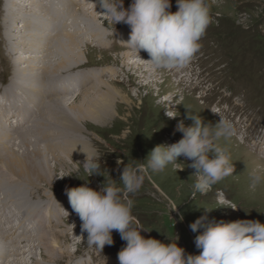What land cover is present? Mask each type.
<instances>
[{
    "label": "rangeland",
    "instance_id": "rangeland-1",
    "mask_svg": "<svg viewBox=\"0 0 264 264\" xmlns=\"http://www.w3.org/2000/svg\"><path fill=\"white\" fill-rule=\"evenodd\" d=\"M13 1L0 0V94L3 92V85L10 82L14 72L12 55L9 52L11 42L4 37L6 26L4 15L9 12L7 4ZM81 2L82 0L70 1V11L74 7L77 12L74 33L76 40L82 43L80 56L75 57L70 54L66 59V62L72 63V70L75 69L70 73H73L75 80L79 76L78 72H85L89 66L95 67L96 72L106 66L109 68H105L108 75L101 76L103 82L97 84L98 86L94 87L90 84L86 90L76 89L77 91L65 96L73 99L70 110L76 115L78 130L73 132L64 128L67 136L64 139L59 138L55 141L47 137L46 140L49 141H46L37 135L39 129L43 130L41 127L45 121L43 116L56 117L61 109L59 106L49 105L44 109L47 97H43L41 100L43 104L40 105L33 104L28 99H23L22 103H19L22 121L28 117L30 128L26 125L24 128L28 132L19 133L16 130H24L23 125L16 126L15 123L13 142L26 152L29 148L32 152L37 151L35 144L40 145V149L45 150L44 171L50 172L52 176L50 183L48 178L47 182H43L33 177L38 184H41L39 186L31 184L27 194H23L22 197L28 196L30 203V210L26 212L32 213L31 205H33L34 210L37 207L41 217L44 218L43 214H47L49 210V204L45 200L47 196H51L54 202H58L59 198L64 202L57 207L62 208L65 215V211L67 213L71 210L65 194L66 187H79L87 183L90 188L100 191L104 183H113L122 189L123 185L119 177L123 168L146 166L149 153L157 145L171 146L178 142L183 134L175 129L180 122L186 127L191 126L192 120L187 118L190 112L199 115L203 123L209 127H214L220 117L233 123L236 136L227 140L221 138L215 141V146L226 151L234 171L213 185L206 193L197 192L195 198H192V185L196 177L193 175L195 170L187 166L191 163L187 158L178 157L175 165L169 164L160 173L146 169L142 187L136 193L127 195L121 193L122 199L133 201L131 209L134 217L133 226L138 230L141 229V235L146 239L154 238L165 244L177 243V246L185 250L187 256L199 255L202 251L196 248L194 241L203 229L193 232L190 228V224L201 216L206 215L209 221L216 223L259 221L264 224V180L255 189L250 186L251 174L254 170H259V174L264 177V0H207L210 7V24L199 41V50L191 61L182 68L157 70L156 73L151 68L150 74L144 68L138 69L137 66L131 65L132 62L123 61L124 53L131 51L119 47L117 37L113 33L129 25L121 22L114 26L111 22L99 20L95 11L100 12L101 9L95 4L96 0H90L92 5L87 8ZM131 2L132 0H123L124 8H128ZM171 5L170 11L176 12L178 10L176 0H171ZM46 7L49 8L48 2L44 0L40 5L41 15L44 10H48L45 9ZM44 14L47 18L51 17L47 12ZM67 30L68 28L64 37L67 36ZM99 30L107 34L103 42L108 45L107 47L96 46L97 37L103 36L101 32L97 33ZM126 30H131L130 26ZM19 31L23 35L26 33L24 29ZM68 33L71 31L69 30ZM51 40L52 37L49 38L50 42ZM52 48H44L46 52L40 55L18 51L19 56L25 57L26 62L23 60L25 66H30L32 59H37L38 64L32 75L40 76V81L41 78L50 80L49 74L43 77L42 73L44 74L48 66L54 68L57 64V57L49 58L55 51ZM139 54V59L145 61L150 59L143 50ZM43 57L44 59L41 60ZM68 66L60 69L65 70ZM77 66L83 69L80 70ZM111 70L112 72L109 73ZM57 77L59 79L62 76L58 73ZM95 80L97 83L101 81L96 78ZM86 91L89 92L88 95H85ZM3 97L0 95V98L4 99ZM1 108L0 117L8 113L7 108L3 110ZM25 109L28 111L27 114ZM106 111L107 113H104ZM165 111L175 117H168ZM97 115L102 118H97ZM9 125L12 127L10 122ZM44 126L45 129L49 127L47 130L56 132L53 129L58 125L47 126L44 123ZM23 137H27L32 146L28 148L23 145ZM79 143H83L85 148L91 146L101 157V175L93 174L88 177L82 166L85 154L80 151L82 146L77 145ZM10 148L9 144L8 149ZM214 156L215 153L210 151L209 158ZM0 190L4 192L3 189ZM1 191L0 196L3 194ZM20 197L13 192V199ZM51 197L49 200H52ZM221 201L224 203L222 204ZM14 203H8L7 209L13 214L7 213L21 219V212L18 211L20 204L18 200ZM54 208L51 214L57 215L60 209L55 211ZM71 216L72 221L71 218L62 216L64 222L54 225L53 228L52 225L50 228L47 224L48 232L53 233L54 230L57 234L55 237L51 235L52 238L61 239L64 234L65 239H68L69 232L73 231L70 227L73 229L81 225L77 214H70L69 217ZM14 223L12 226L15 225ZM65 227H69L66 232ZM39 230V227L30 228V234L24 232V235L27 234L33 241L41 236ZM24 235L17 237L19 241L23 240ZM77 235L71 243H67L70 244L68 245L70 253L63 254L61 261L53 264H119L117 254L126 242L121 240L116 230L112 231L113 245H105L102 252L87 245V233H82L81 227ZM32 241L27 244L29 248L27 247L24 254L22 251L19 258L11 254L6 264L14 259H17L18 264H36L37 261L46 264L47 261L43 262L41 257L42 250L37 248L41 245L39 239L34 245ZM0 243L9 246L1 236ZM18 244L14 243L10 248L14 250Z\"/></svg>",
    "mask_w": 264,
    "mask_h": 264
},
{
    "label": "clouds",
    "instance_id": "clouds-1",
    "mask_svg": "<svg viewBox=\"0 0 264 264\" xmlns=\"http://www.w3.org/2000/svg\"><path fill=\"white\" fill-rule=\"evenodd\" d=\"M96 4L101 9L95 11L99 20L114 26L121 22L130 26V38L124 44L138 58L141 50L147 52L150 59L146 61L154 70L186 66L199 50V41L210 24L207 0H176L178 10L174 13L170 11L171 0H132L128 8H124L123 0H96ZM165 114L175 117L168 111ZM187 118L192 120L191 126L180 122L175 129L183 134L178 142L157 145L149 153L146 166L123 168L119 177L122 189L113 183H104L100 191L87 183L65 188L69 204L81 221V232L87 233V245L102 252L105 245H113L112 231L116 230L126 242L117 254L119 264H264V224L259 221L216 223L201 216L190 228L193 232L203 229L194 241L202 251L187 256L177 243L146 239L141 229L133 226V201L122 199L121 193H136L142 187L146 169L160 173L169 164L175 165L178 157L187 158L191 161L187 166L195 170L196 177L192 198L233 173L234 166L226 151L215 146L221 138L236 136L233 123L220 117L214 127H209L197 114L188 112ZM77 145L82 146L80 151L85 154L82 166L88 177L101 175V157L96 150L91 146L85 148L83 143ZM210 151L215 153L214 158H209ZM262 180L259 170H254L250 186L255 189Z\"/></svg>",
    "mask_w": 264,
    "mask_h": 264
},
{
    "label": "bare ground",
    "instance_id": "bare-ground-1",
    "mask_svg": "<svg viewBox=\"0 0 264 264\" xmlns=\"http://www.w3.org/2000/svg\"><path fill=\"white\" fill-rule=\"evenodd\" d=\"M36 1H38V3ZM43 1L44 0H26V1L25 0H14L9 5L7 4V9L9 8L8 9L9 12L8 13L6 12L4 15L5 23L4 22L3 23L6 25L4 29V37L7 41L11 42V46L9 47L10 48L9 52L12 55L11 62L13 61L14 72L10 79V82L3 85L2 87L3 92H1L0 94L4 96L3 97L4 99L0 98V107H2L1 108L2 110L7 108L6 112H8L7 114L3 112L4 115L0 117V164H2L1 165L2 168L0 170V189H3L4 191L2 192L0 190L3 193L0 196V236L2 237L3 241L6 244H9V246L8 245L5 246L0 243V264H6V260L11 254L19 258V256L22 254V251H23V254L25 253V250L28 247L27 244L32 241L31 238L28 237L27 234L24 235V238L22 241L21 240L19 241V238H17L18 236L15 237L17 231L18 232L23 231L25 233L30 234L29 232L30 228L34 229L35 227L37 228L39 227L41 236L33 240L32 243L34 245V242H38V239H39L41 245L37 246V248L39 247L42 250L41 257H42L43 262L47 261L50 264H53L57 261L60 262L61 259L63 258V254L70 253V251L68 250L69 248L68 245L70 244H67V243H71L75 239V237L78 236L77 234L79 233V229H80V226H78L77 228L74 227L73 229L72 227H70L71 230L73 231L69 232L68 239H65L64 234L62 235L61 239H54L52 237H55V235H57L55 234V231L52 230L53 233L48 232L47 224H48V227L51 228V225H52V228H53L54 225H59L64 222V220L62 219V216H67V219L71 218V221H72V216L69 217V215L76 214L72 210V208H70L71 210L69 211L67 210L68 211L67 213L65 211V215H64V211L62 210V208H58L60 207L61 204H64L61 198H59L58 202H54L53 197L51 196H47V198L45 197L46 198L45 201L49 204V207H48L49 210L47 214L46 213L43 214L44 218L41 217V213L38 211L39 209L37 207H36V210H34L35 206L33 205H31V207H33L32 213L29 214L26 212L30 210V207H29L30 203L28 200V196L22 197L23 194H27L28 192L27 190L29 189L28 187L31 184H33V186L34 185L39 186L41 184L40 182H39L40 184H38V182L35 179H33V177L39 180H42L43 182H47V180L49 179L48 180L49 182L52 176L50 175V172L47 173L44 171L46 169V166H45L46 163L44 160L46 157L44 158V155H43V152L45 150L44 151L41 150L40 145L36 143L35 146L38 150L32 152L31 149L29 148L30 146H32V144L30 143L27 137H23L22 144L29 148V150L26 152L25 150L20 148V146H18L16 143L13 142L14 141L13 130H15L13 129L14 128L13 125L15 123H16V126H20L22 124L23 125L22 128H24L26 125H28L27 127L30 128V120L28 119V117H25L26 120L22 121L23 116L20 114L22 110H19V107H20L19 103L23 99H28L31 103L33 104L39 103L40 105V103L43 104V102L41 101L43 100V97H47L45 98L46 105L44 109L48 108L46 106H49V105L50 106L53 105V107L54 106L56 107V105L57 107L59 106V108L61 109L59 110V113L57 114V116L55 115L56 117H52V115L50 117L43 116V120H45L44 123H46L47 126H56V125L59 126V127L56 126L55 129H53V131L56 130V132L55 131L52 132V130H47L49 127L45 129L46 126H44V123H43V126H41L43 130L39 129L40 131L37 133V135L39 137L40 136L43 137V139L45 140L47 137H49L51 140L54 139L55 141H57V139L59 138L64 139L66 136V131L64 130V128L65 129L68 128L69 131H73V132L75 130H78L77 121H75L76 115L73 114L72 111L70 110L73 104L72 102L73 99L66 98L65 96H69V94L77 91L76 89H80L82 91L83 89L86 90L90 84L94 85L95 87L97 84L102 83L103 81H102L101 76L103 74H107V70H105V68L109 69L108 67L105 66L104 69L102 68V70L100 69L99 72H96L95 67L89 66L86 68L85 72H78L79 76L77 79L74 80L73 78L74 75L73 73H70V72H74L75 69L72 70L73 68V66L71 67L72 63L66 62V59H68V56H70V54H72L73 56L75 55V57L80 56L79 53L82 47L81 46L82 43L76 40V33H74L75 25L77 24V19H76L77 12H75L74 7H73L74 9L72 8L70 11V8H71L70 1L72 0H46L48 2L49 8L46 7L45 9H48V10L46 11L44 10L42 13L43 15H41L40 5L43 3ZM81 3L86 8L90 4L92 5L90 0H82ZM44 12L49 13L51 17L47 18ZM67 28H68L67 36L64 37V35L66 34L65 30ZM127 28L129 29V26L123 28L120 31H116L115 33H113V35L117 37V43H119L118 46L126 48V49L128 47L127 45L124 44V42H127L129 40L130 38L129 33L131 32V30L127 31L126 30ZM21 29L26 30V33L24 35L21 34L22 32L19 31ZM69 30L71 31V33H68ZM99 32H101L104 37L103 36H102L103 38L100 36L97 37L96 46L101 47L102 45H105V47H107L108 45L106 43L103 44L104 38L105 39L107 38V34L104 33L103 30L97 31L98 34ZM82 33H84L83 30H82ZM27 36H29V38H27ZM51 37H52V40L50 42L49 38ZM101 38L102 40L98 41V39H101ZM53 46H55V48ZM46 47L47 48L50 47V49L52 47L54 48L55 51L51 53L49 58L57 57V61H56L57 64L54 66V68L51 66H48L49 68L47 67L45 69L44 74L42 73L43 77H45L44 75L49 74L48 77L50 78V80L41 78V81H40L39 79L40 76L37 77L34 74H33L34 76L32 75V73L35 71V68L38 64L37 59H32L31 61L32 64L30 66H25V62H26L25 57L19 56L18 51L23 52V53L29 52L31 54L33 53V54L40 55L46 52L43 50ZM42 59H44V57L41 58V60ZM123 61L132 62L131 65L137 66L138 69L144 68L146 69L147 73L149 74L151 73L152 66L147 61H145L144 59H139L136 55H134L131 52L124 53ZM140 63H143V64L140 65ZM22 66H24V68H22ZM64 66H68V67L65 68V70L60 69V67H64ZM55 67L57 68L55 69ZM78 69L81 70L83 69V67L82 68L79 67ZM59 71H61V73ZM110 72H112V70L109 71V73ZM156 72L157 70H155V73ZM58 73L62 76L59 79L57 77ZM95 78L101 81L97 83ZM75 83L77 84L75 85ZM88 93L89 92L86 91L85 95L86 94L88 95ZM61 95L62 97H59ZM27 112L28 111L26 110L25 114H27ZM104 113H107V111ZM51 117L52 119H50ZM103 117L105 116L103 115ZM97 118L101 119L102 117L100 115H97ZM54 121H56V123H54ZM9 122L11 123L12 127H10ZM7 125H9V128L7 127ZM57 127L59 128L60 132H58ZM16 132L26 133L28 131L24 128V130H16ZM61 136H64V137H61ZM46 141H49V140H46ZM55 141L54 143H56ZM9 144L11 145L10 149H8ZM52 148H54V146ZM42 173H44L43 176H42ZM13 192H15V194L17 195H20L22 198L20 197V198L13 199L12 198ZM49 197H51L52 200H49ZM17 200L20 204V210L18 211L21 212V219H19L18 217L14 215L13 216L9 215L7 213L9 212L10 214H13L11 210H7L8 203L15 204L14 202H16ZM221 203L223 204L224 201H221ZM52 208H54L55 211H58L60 209L57 215L51 214L53 210ZM30 216H33V217L31 218ZM12 223L16 225L12 226ZM68 228L65 229L64 231L65 232L68 231ZM13 230H14V233H12ZM14 243L15 244L19 243L20 245L19 244L16 245L14 247L15 249L13 250L10 247L14 246ZM16 260L17 259L9 261L8 264H13V263L18 264V261ZM32 260H35V259H32ZM36 264H40V262L37 261Z\"/></svg>",
    "mask_w": 264,
    "mask_h": 264
}]
</instances>
